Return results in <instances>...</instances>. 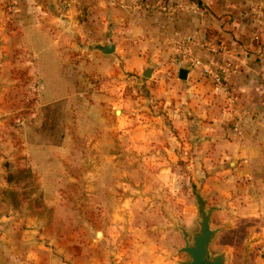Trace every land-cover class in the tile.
I'll return each mask as SVG.
<instances>
[{"label": "crops", "instance_id": "0c3cea01", "mask_svg": "<svg viewBox=\"0 0 264 264\" xmlns=\"http://www.w3.org/2000/svg\"><path fill=\"white\" fill-rule=\"evenodd\" d=\"M106 45L111 53L98 48ZM9 52L36 66L49 95L99 93L102 143H176L180 156L202 159L218 207L259 224L255 264H264V0H0V57L17 62ZM131 78L144 101L120 90ZM45 160L43 179L57 164ZM5 187L3 173L0 264L130 263L89 250L71 228L47 227L39 213L12 211Z\"/></svg>", "mask_w": 264, "mask_h": 264}, {"label": "rangeland", "instance_id": "374dc122", "mask_svg": "<svg viewBox=\"0 0 264 264\" xmlns=\"http://www.w3.org/2000/svg\"><path fill=\"white\" fill-rule=\"evenodd\" d=\"M8 54L17 62L5 63L0 57V174L3 181L5 170L30 167L35 176L29 197L19 209L8 204L9 209L39 213L47 227L71 228L89 250H110L129 264H179L186 258L176 252L184 245L179 227L197 230V191L207 208H216L211 227H221L211 253L226 250L231 264L236 250L241 253L236 264H255L247 253L261 244L252 237L259 224L235 215L230 206L218 207L221 201L204 183L208 169L202 159L180 156L176 143L159 141L136 149L111 139L102 143L99 93L73 86L49 95L51 87H43L49 80L39 77L34 64ZM134 82L122 81L120 90L144 101L143 89ZM144 104L140 102L141 111ZM111 112L118 116L120 107ZM48 157L57 164L48 165L51 171L43 179L37 168L47 166ZM53 216L62 221L53 223ZM116 264L128 263L121 259Z\"/></svg>", "mask_w": 264, "mask_h": 264}, {"label": "water", "instance_id": "95a60500", "mask_svg": "<svg viewBox=\"0 0 264 264\" xmlns=\"http://www.w3.org/2000/svg\"><path fill=\"white\" fill-rule=\"evenodd\" d=\"M98 48L104 53H111L113 47L111 45L101 46ZM147 72V70H146ZM143 73V76L148 77L149 74ZM187 70L179 69V78L186 77ZM118 112L117 109H115ZM197 204V230L188 232L183 227H179L184 240V245L176 250L178 254H185L186 258L179 261V264H228V256L226 250L211 253L210 244L214 237L220 232L221 227H211V215L215 211V207H206L203 199L195 192Z\"/></svg>", "mask_w": 264, "mask_h": 264}, {"label": "trees", "instance_id": "16d2710c", "mask_svg": "<svg viewBox=\"0 0 264 264\" xmlns=\"http://www.w3.org/2000/svg\"><path fill=\"white\" fill-rule=\"evenodd\" d=\"M213 35L215 34H213L212 31H207L206 38L209 39ZM215 40L217 42H220V37H216ZM34 178V173L30 169V167H21L16 169L5 170L4 180L6 183V187L2 190V196L7 200L8 204H10L14 210L19 209L21 202L25 198L29 197L31 189L35 186ZM251 219L254 220L253 218ZM230 245L233 248L234 245ZM260 246H258L256 250H250L247 253V255L253 258V263L257 256L258 250L260 249ZM232 255L234 256V258L233 261H231V264H236L241 258V253H238L236 250H233Z\"/></svg>", "mask_w": 264, "mask_h": 264}, {"label": "built area", "instance_id": "2783aa9c", "mask_svg": "<svg viewBox=\"0 0 264 264\" xmlns=\"http://www.w3.org/2000/svg\"><path fill=\"white\" fill-rule=\"evenodd\" d=\"M163 9H165V7H162Z\"/></svg>", "mask_w": 264, "mask_h": 264}]
</instances>
